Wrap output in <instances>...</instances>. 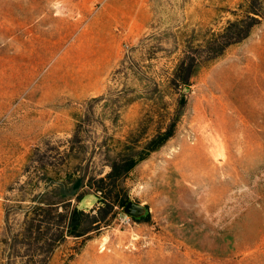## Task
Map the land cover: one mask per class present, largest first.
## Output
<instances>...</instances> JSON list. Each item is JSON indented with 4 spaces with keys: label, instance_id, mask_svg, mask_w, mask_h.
<instances>
[{
    "label": "rangeland",
    "instance_id": "obj_1",
    "mask_svg": "<svg viewBox=\"0 0 264 264\" xmlns=\"http://www.w3.org/2000/svg\"><path fill=\"white\" fill-rule=\"evenodd\" d=\"M179 113L127 207L46 264H264V0H0V264H39L40 246L10 244L62 176L48 164L106 172Z\"/></svg>",
    "mask_w": 264,
    "mask_h": 264
},
{
    "label": "trees",
    "instance_id": "obj_2",
    "mask_svg": "<svg viewBox=\"0 0 264 264\" xmlns=\"http://www.w3.org/2000/svg\"><path fill=\"white\" fill-rule=\"evenodd\" d=\"M237 25V22H233L228 29ZM247 35L248 30L235 28V32L227 36L225 46L240 42ZM194 75L195 72H190L187 78L176 79L175 84L177 87L186 86ZM179 116L180 113L164 130L158 128L156 134L144 142L139 135L130 134L118 151L105 156V165L108 167L106 172L100 170L90 172L88 170L90 158L84 165V160L76 157L75 166L67 164L69 167L61 171L57 164H48L57 168L58 175L63 172L62 176L54 181H46L43 193L35 197L31 215H25L21 229L14 236V242L10 244L13 251L10 257L12 254L17 256L20 252L33 256L28 253L30 247L40 246L43 253L40 255L39 264H46L48 254L67 237L88 236L109 225L130 201L129 189L126 186L128 175L136 165L173 137ZM37 152L35 149L33 153ZM33 162H36L34 165L36 168L39 163L41 169L48 167L46 161ZM89 194L97 198V204L88 211L80 209L78 202ZM18 236H21V241H17ZM20 248L25 250L22 251ZM25 264H30L29 259Z\"/></svg>",
    "mask_w": 264,
    "mask_h": 264
},
{
    "label": "bare ground",
    "instance_id": "obj_3",
    "mask_svg": "<svg viewBox=\"0 0 264 264\" xmlns=\"http://www.w3.org/2000/svg\"><path fill=\"white\" fill-rule=\"evenodd\" d=\"M90 87H92V84L91 83H89V85L87 86V88H90Z\"/></svg>",
    "mask_w": 264,
    "mask_h": 264
},
{
    "label": "water",
    "instance_id": "obj_4",
    "mask_svg": "<svg viewBox=\"0 0 264 264\" xmlns=\"http://www.w3.org/2000/svg\"><path fill=\"white\" fill-rule=\"evenodd\" d=\"M128 203H129V202H128ZM127 205H128V204H127ZM127 205H126V207H127ZM126 207H125V208H126Z\"/></svg>",
    "mask_w": 264,
    "mask_h": 264
}]
</instances>
